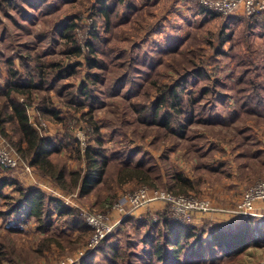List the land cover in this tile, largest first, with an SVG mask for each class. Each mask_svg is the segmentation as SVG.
<instances>
[{"label":"rangeland","instance_id":"obj_1","mask_svg":"<svg viewBox=\"0 0 264 264\" xmlns=\"http://www.w3.org/2000/svg\"><path fill=\"white\" fill-rule=\"evenodd\" d=\"M161 1V4L147 7L120 26L113 24V17L108 31L100 17L96 20L94 14L91 16L98 9V0H0V82L7 76L5 61L8 58L13 59L16 67L28 58L43 66L51 62L62 66L75 64L73 75L61 82L74 85V88L88 70L97 71L103 77V82L96 81L97 89L91 104L77 105L69 101V90L59 93L57 87L42 89L38 95H32L28 116L39 134L55 139L56 143H63L65 136L70 134L76 140V147L62 146L59 151L50 153L46 166L51 173L45 170L41 174L30 163L31 158L16 149L14 143L19 140L18 135L7 123V136L0 133V139L19 157L20 162L17 167L4 168L8 176L17 179L24 188L36 187L53 199L69 200L67 205L77 208L80 216L81 211L101 213L109 218L110 223L120 218L121 214L115 209L119 204L127 212L120 222L128 216L140 217L146 213H153L157 218V212L166 210L173 217L169 205L160 201L142 208L128 207L125 202L127 195L142 186L194 195L210 202L212 210L208 212L215 209V202L226 206L225 213L231 214L230 210L239 203L245 188L264 180V117L242 109L238 99L245 91H241L242 84L237 83L242 71L247 73V77L254 72L258 73L257 79L264 86V58L259 59L260 50H264L262 40L250 36L243 25L228 22L227 17L209 18L198 26L193 3L174 6L173 0ZM164 15L166 23L157 25V20ZM70 18L86 26V30L79 28L76 31L79 41L89 37L87 29L97 21V40L103 38L105 41V56L100 53L103 49L98 52L101 54L98 57L106 64L104 68L87 69L82 56L66 53V39L60 32L55 30L54 40L50 41L52 27ZM150 27H156L157 34L148 41H139ZM222 34L224 37L229 34L230 39L221 43ZM136 45L139 48H135ZM157 47L166 48L162 52L163 60L151 79H139L141 87L135 97L128 95L127 85L114 87V95L108 93L106 86L111 79L125 70L118 68L116 54L124 51L135 55ZM125 54L123 59L127 57ZM132 72L135 73V69ZM183 75L189 79L185 95L191 103L193 117L189 124L186 123L184 136L179 137L164 127L143 122L135 104L149 102L158 84L172 83ZM212 86L222 95L221 99L209 91ZM260 93L264 96L263 90ZM39 97H45L47 105L60 111L61 120L37 107L41 104ZM193 97L197 101H193ZM234 107L237 111L240 109V114L236 119H230L228 115L235 111ZM210 108L213 110L209 111ZM95 138L101 139L99 147L109 156L115 151L126 153L136 149L139 152L137 158L142 155L147 164L154 167L149 172L144 171L153 185L139 183L134 171L119 172V161L111 156L104 167V179L92 191L81 195L84 154L88 144L95 145L92 140ZM177 172L192 182L175 180L173 175ZM54 177H57L56 181ZM227 183L234 187L231 199L218 198L216 193ZM3 192L16 196L10 187H5ZM12 201L10 198L0 200V211H5ZM263 211L264 205L260 212ZM260 218L262 216L257 217V223L262 225ZM51 219L53 223L48 226L44 219H30L19 226L21 232H11L9 223L0 216V264H78L94 248L81 256L87 244L78 240L79 232L68 230L66 217L59 218L54 214ZM120 222L110 233L116 231ZM230 222L232 220L229 225ZM126 227L129 237L137 241L139 234L133 225L128 222ZM90 232L92 235L91 228ZM221 264H264V246L251 247Z\"/></svg>","mask_w":264,"mask_h":264},{"label":"trees","instance_id":"obj_2","mask_svg":"<svg viewBox=\"0 0 264 264\" xmlns=\"http://www.w3.org/2000/svg\"><path fill=\"white\" fill-rule=\"evenodd\" d=\"M98 3L97 11L93 12L91 16L94 14L96 20L100 17L104 27L110 29L114 17V6H106L102 0H98ZM195 7L197 10L196 24L198 26L209 20V18L218 16L227 17L226 20L232 24H238L240 21L234 23L235 20L231 16L214 13L197 2H195ZM241 22L246 32H250V36L253 37L255 26L264 29L263 18L242 17ZM226 24L228 25V23ZM52 28L51 35H49L50 41L54 40L55 30L60 32L62 37L66 39L65 52L82 56L87 69L94 68L96 70L106 66L104 61L98 57L101 54L105 56L106 52L103 47L104 39L97 40L99 35L97 21L93 23L91 28L87 29L89 37H85L80 41L76 38V31L79 28L86 30V26L79 25L73 18L56 24ZM223 34L221 43L230 39L229 34H226L225 37ZM262 42L264 44V40ZM166 48L157 47L135 55L125 54L124 51L116 54L115 60L118 62V68L125 70L117 73L118 75L111 79L106 86L108 93L114 95V87L121 88L127 85L128 95L135 97L141 87L139 79L142 77L145 80L151 79L163 60L162 52ZM170 48L173 49L174 47ZM102 49L103 51L100 52ZM124 54L127 57L123 59ZM260 58H264V50L262 49L259 52ZM5 62L7 64V76L5 79H1L2 82H0V133L7 136L5 126L10 123L14 132L18 135L19 140L14 144L20 154L29 156L31 158L30 163L36 166L41 174H44L45 170L51 173L49 166L48 168L46 166L49 162L47 156L52 152L59 151L62 146H75L76 140L69 134L65 136L63 143L58 141V144L55 139L48 136L43 137L39 134L28 116L32 95H38L37 92L42 89L51 90L53 87H57L56 90L59 93L65 89L66 91L69 90V101L77 105L91 104L97 89L95 87L96 81L103 82V77L97 71L88 70L85 77L74 88V85L70 86L61 82L73 75L75 64L62 66L51 62L43 66L40 62H34L31 58L26 59V62L22 63L20 67L13 64L12 58L6 59ZM134 69L135 73L132 72ZM199 72L202 73V71ZM257 78L258 73L253 72L247 77V73L242 71L237 83L242 84L241 91L245 92L238 100L245 112L264 117V96L260 95V91H264V86ZM188 83V77L183 75L172 83L158 84L156 93L149 102L135 104L137 111L140 112L141 120L148 122V124L164 127L179 137H183L186 125L191 122L193 117L190 109L191 103L185 95ZM213 86L210 87L209 91L216 95L217 99H221L222 95ZM207 88L205 87L206 90H208ZM192 100L197 101V98L193 97ZM38 102L41 104L37 107L42 112L61 120L60 111L54 106L47 105L45 97H39ZM211 110L213 109L210 108L209 111ZM239 114L240 109L238 111L235 109V111L229 113L228 117L236 119ZM94 130H96L95 127ZM92 140L95 145L88 144L84 154L85 173L81 180V195L92 191L104 179V167L111 156L119 161V172L134 171L139 183L153 185L148 181L144 171L149 172L154 167L147 164L142 155L137 158L139 152L136 149L126 153L115 151L109 156L104 154L103 149L99 147V145L101 146L100 138ZM92 140L90 142H93ZM4 168L6 169V167L0 165V200L10 198L13 201L9 203L10 205L5 211H0V216H3L5 222L9 223V231L21 232L19 226L26 224L30 219H44V224L48 226L53 223L51 217L56 214L59 218L66 217L69 231L79 232V241L85 245L88 243L91 237L90 228L84 223L77 208L68 206L61 199L46 196L43 191L36 187L24 188L17 179L8 176ZM75 173L78 175V172ZM129 175L131 178V174ZM173 177L175 180L192 182L181 173H175ZM53 179L56 181L57 177ZM5 187H10L16 193V196L5 195L3 192ZM155 215L157 218L153 217V213H146L140 217L128 216L120 222L116 231L100 241L80 259L78 264H221L222 261L230 260L251 247L264 246V217L260 218L262 225L257 223L259 218L251 216L241 217L231 225H222L209 221L197 224L174 219L167 210L166 212H157ZM128 222L133 225L134 231L139 234L137 241L129 237V231L126 227ZM255 232L257 236L254 235ZM112 240L114 241L112 242Z\"/></svg>","mask_w":264,"mask_h":264},{"label":"built area","instance_id":"obj_3","mask_svg":"<svg viewBox=\"0 0 264 264\" xmlns=\"http://www.w3.org/2000/svg\"><path fill=\"white\" fill-rule=\"evenodd\" d=\"M208 10L222 16H230L241 12L247 18L264 19V0H192ZM20 164L19 157L13 154L0 139V165L6 168H14ZM27 171L29 168L26 165ZM67 204L69 200L63 199ZM154 201H160L169 205L174 219L194 222L196 212H208L212 206L208 200H203L194 195L173 193L156 188L142 186L133 193L127 195L125 202L128 207L142 208ZM264 205V180L260 179L243 191L239 203L230 210V213L238 217H264L260 212ZM115 209L120 213V218L114 223L109 222L105 214L81 211V216L92 230V235L87 243V248L80 255L83 256L91 248L95 247L104 237L110 234L114 226L120 222L127 212L119 204ZM68 264V263H67Z\"/></svg>","mask_w":264,"mask_h":264},{"label":"crops","instance_id":"obj_4","mask_svg":"<svg viewBox=\"0 0 264 264\" xmlns=\"http://www.w3.org/2000/svg\"><path fill=\"white\" fill-rule=\"evenodd\" d=\"M102 1L106 6L107 5L114 6V18L115 19H114L113 24H115L116 27L120 26L122 24H125L127 21H131L134 15H136L139 12H143L147 7H151L153 5H157L160 2H162L161 0H102ZM188 2H191L195 5V2L192 0H173L174 6H179L180 4L185 5V4H188ZM98 7H99V5H98ZM230 16H231V18H233L235 20L234 23H237V21L240 20L238 22V25L242 24V22H241L242 17H245L244 15L241 14L240 11L233 14V15H230ZM245 18H247V17H245ZM157 22H158L157 25H159L160 23L165 24L166 23V15L161 17V19L159 21L157 20ZM109 30L110 29H108V31ZM156 34H157L156 27L148 29V30L144 31L143 36H142V38H140L139 41H148L152 36H155ZM100 37L102 38L101 35H100ZM254 37L257 40L258 39L264 40V29H260L259 26H255L254 27ZM139 44L140 43H138V45ZM142 44H143V42L140 45H142ZM135 48H139V46L136 45ZM229 185L230 184H228V183L225 184L224 188L216 193V195L218 194L217 195L218 198H221L224 200H230L231 199L234 187L229 186ZM240 192H241V189H240ZM237 200H238V198H237ZM214 205H215V209L212 212H196L195 216H194V223L202 224L204 222L209 221V222H212L214 224L220 223L222 225H228L229 221L232 220V222H230V223L233 224L234 222H236L239 219V218L235 217L236 215L225 213L224 210L227 209L226 206H222V205L217 204L215 202H214ZM263 213H264V211H263Z\"/></svg>","mask_w":264,"mask_h":264}]
</instances>
